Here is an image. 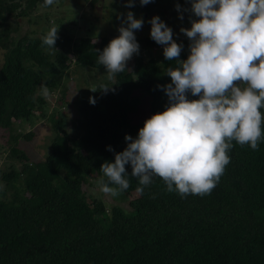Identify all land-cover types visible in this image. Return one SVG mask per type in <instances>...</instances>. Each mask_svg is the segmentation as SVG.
Returning <instances> with one entry per match:
<instances>
[{
    "label": "trees",
    "instance_id": "1",
    "mask_svg": "<svg viewBox=\"0 0 264 264\" xmlns=\"http://www.w3.org/2000/svg\"><path fill=\"white\" fill-rule=\"evenodd\" d=\"M42 1L0 0L1 127L10 125V117L30 120L43 103L39 86L51 90L59 85L54 69L67 53L76 65L104 68L96 62V50L108 45L106 37L73 39L61 31L50 57L43 35H11L19 24L16 18ZM9 16L16 17L15 26ZM173 39L190 43L186 36ZM136 40L141 47L159 46L150 36ZM187 55L183 49L180 59ZM170 65L174 62L166 61L163 51L150 69L138 58L132 70L116 74L90 96L95 104L89 103L90 97L82 100L78 136L67 133L62 117L53 119L56 133L42 160L31 162L23 151L10 147L9 154L21 165L2 171L0 180L13 183L21 175L23 187L14 186L9 199L2 198L0 188V264H264V139L255 151L232 141L230 163L210 194L181 198L166 191L158 176L140 193L138 180L129 176L130 187L114 197L130 195L127 208L114 204L107 210L99 198L86 200L83 195L87 174L102 176L101 164L112 162L114 152L126 147L124 136L135 138L146 119L165 110L167 96L158 85L171 82L165 74ZM137 91L149 96V113L133 122L141 103ZM189 99L198 97L189 94ZM261 130L264 136V121ZM126 169L130 175V166Z\"/></svg>",
    "mask_w": 264,
    "mask_h": 264
},
{
    "label": "clouds",
    "instance_id": "2",
    "mask_svg": "<svg viewBox=\"0 0 264 264\" xmlns=\"http://www.w3.org/2000/svg\"><path fill=\"white\" fill-rule=\"evenodd\" d=\"M150 2L139 0L141 6ZM53 3L44 0L45 7ZM188 3L190 9L175 5L178 13L190 11L198 18L190 17L191 27L180 29L190 42L186 59H180L183 44L173 39L172 29L158 16L148 21L151 39L163 47L164 59L174 62L165 69L171 82L158 85L168 102L163 112L144 121L135 138L124 136L126 147L114 152L112 162L101 164L103 175L97 183L107 195L126 191L129 176L138 180L140 193L158 176L166 191L177 192L181 198L210 194L230 163L232 141L255 151L264 139V0ZM134 5L135 0H126V7ZM143 23L132 11L126 12L119 35L102 51L96 50V62L104 66L109 79L123 73L127 62L139 54L134 33ZM58 28L53 23L41 37L47 50L57 51ZM39 94L48 97L50 90L41 84ZM189 94L198 99H189ZM89 103L95 104V99L90 97Z\"/></svg>",
    "mask_w": 264,
    "mask_h": 264
},
{
    "label": "rangeland",
    "instance_id": "3",
    "mask_svg": "<svg viewBox=\"0 0 264 264\" xmlns=\"http://www.w3.org/2000/svg\"><path fill=\"white\" fill-rule=\"evenodd\" d=\"M179 3L181 9H190L188 0H153L147 5L141 6L139 0H135L134 7H126V0H54V3L45 7L44 1L38 4L31 12L22 18L9 16L8 22L15 26V18L18 27L11 32L15 37L27 34L29 36L45 35L53 23L58 28V33L65 31L71 38L87 36L93 41H98L101 37L109 40L117 37L123 15L132 11L135 18H142L144 23L140 30L135 31V37L150 36L151 25L148 21L153 16H158L168 27L172 29L173 36L180 38L185 35L180 31L181 28H190L189 19H198L190 11L177 12L175 5ZM183 17L181 19L180 17ZM120 17V18H118ZM183 49L188 46L183 45ZM44 50L53 56L54 51ZM163 51L161 45L148 48L139 46V54L127 62L126 68L132 70L135 61L140 58L143 60L145 69L152 67V59H158ZM3 50L0 49V64L2 62ZM61 65L54 71L60 77L57 87L50 90L48 97H42L43 103L36 108L29 121H24L16 117H10L8 127L0 126V174L11 168L18 170L20 161L9 154L11 146L28 155L29 161L35 162L42 160L49 149L50 141L56 133L53 127V119L60 116L63 118V127L70 136H78L82 132L80 126L79 105L82 100L93 96L100 91L101 86L113 80L109 79L105 68L94 69L86 66L76 65L72 61L70 53L62 57ZM96 90V91H91ZM140 98V105L135 114L131 116L132 121L145 118L148 113L149 96L135 92ZM43 114V116L40 115ZM51 116V117H50ZM32 132L31 138L22 135ZM101 175L89 173L86 182L82 184L83 195L86 200L99 198L108 210L112 205H119L127 208V200L130 195H126L122 200H117L111 195H107L100 190L97 183ZM21 175L13 180V183L5 184L0 180L2 198L9 199L16 190L14 186H22ZM12 184V185H11ZM132 195V194H131Z\"/></svg>",
    "mask_w": 264,
    "mask_h": 264
}]
</instances>
